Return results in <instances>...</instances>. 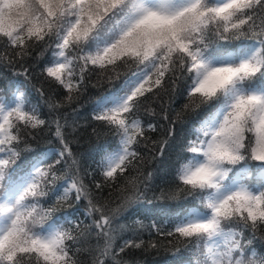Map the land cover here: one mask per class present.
<instances>
[{
  "label": "snow or ice",
  "instance_id": "6c2138e0",
  "mask_svg": "<svg viewBox=\"0 0 264 264\" xmlns=\"http://www.w3.org/2000/svg\"><path fill=\"white\" fill-rule=\"evenodd\" d=\"M26 60L56 91L34 104L24 81L0 77V264H124L155 248L122 221L151 176L137 179L142 153L163 156L188 117L177 203L161 210L172 227L158 231L195 247V264H264V0H0V65L30 79ZM92 76L107 87L90 120L110 135L92 128L86 165L62 110Z\"/></svg>",
  "mask_w": 264,
  "mask_h": 264
},
{
  "label": "trees",
  "instance_id": "16d2710c",
  "mask_svg": "<svg viewBox=\"0 0 264 264\" xmlns=\"http://www.w3.org/2000/svg\"><path fill=\"white\" fill-rule=\"evenodd\" d=\"M46 56L47 55L45 51V57ZM22 63L24 66L32 68L30 79L25 78L23 75H15V73L23 71V68L20 67L19 64L15 66L0 65V76H7L8 80L24 81L27 84V87L32 90L31 100L34 104L37 103L36 98L40 96V93L37 91V89H43L44 92L48 93L49 95H51L53 91H56V89H54L53 86L43 76L40 75L39 64L35 60H26ZM86 82L89 85L87 90H82L81 94L76 97L71 107H65L62 111H64L71 119L78 120L79 124L81 125L79 151L85 154L84 162L87 165L91 163V160H89L87 157V152L97 140L96 135L92 133V128H97L101 139L105 138V134L110 135V133H107V130L103 129L100 125L93 123L90 120V116L87 111L82 107V101L85 94L92 93L105 84L97 83L96 76L86 78ZM92 85L96 86L92 87ZM1 87H3V83ZM164 103H168L167 99H165ZM172 107L179 110L180 104L175 103L172 105ZM72 109H75V112H73ZM41 112H47V108H42ZM157 112H159V108H157ZM164 127H167V125L165 124ZM190 130V117L185 119L182 123L178 122L176 124V138L174 141H170L171 147L165 149L164 155H157L154 160L150 159L151 155L156 154L157 149L156 147L149 145V148H151V153H142V155L145 157L144 163L140 166L142 175L137 177L136 172L131 174L132 177H137L139 180H143L144 177L149 173L151 176L147 179V187L144 193V199L138 205H134L131 214L126 220L122 221V223L125 225L126 238L134 239L137 243H139L140 240H143L145 245L151 241L157 246L155 248L144 246L141 248H132L130 250H126L124 254H121V256L118 257V259L123 260L124 264H171L169 261L176 253L197 252L195 247H192L189 242L183 239L169 238L160 234L158 229L166 231L170 230L169 227L155 225V223L160 222V220L164 219V217L158 214L148 216L145 214L149 212V208L156 209V206H158V208L162 210L167 208L165 204L173 205L177 203V201H174L170 198L176 188V184L172 179L173 164L177 155L182 152L183 145L185 143V136H188ZM149 135L154 140L164 138V133L162 130L159 132V134L149 133ZM188 138L190 139L191 136ZM113 195H115V193H113ZM180 195L182 196L183 194ZM245 234L248 235L247 232ZM255 235L256 239L254 241L258 246L261 247H258V252L264 253V230H257ZM92 243H95V241H92ZM177 249H179V252H177ZM83 258L84 257H82V259Z\"/></svg>",
  "mask_w": 264,
  "mask_h": 264
}]
</instances>
